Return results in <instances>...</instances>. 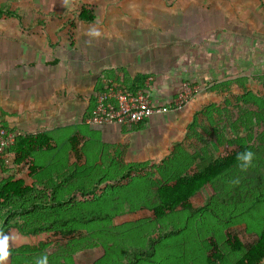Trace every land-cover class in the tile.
<instances>
[{"label":"rangeland","instance_id":"rangeland-1","mask_svg":"<svg viewBox=\"0 0 264 264\" xmlns=\"http://www.w3.org/2000/svg\"><path fill=\"white\" fill-rule=\"evenodd\" d=\"M87 3L97 8L99 21L109 7L146 9L149 19L155 10L167 9L163 18L169 19L170 34L178 25L186 31L188 62L199 53L209 60L213 54L211 64L219 69L204 83L191 76L179 79L167 94L175 111L160 115L149 128L133 124L110 130L76 120L52 130L57 146L35 156L38 162L55 157L66 162L63 171H73L79 189L57 206L60 219L67 220L63 226L72 232L58 229V222L53 233L32 240L51 236L49 250L71 249L61 264H126L133 247H146L150 237L173 229L180 232L162 242L145 264H205L207 240L226 231L251 244L264 229V0H0V7L17 13L8 16L4 9L0 19V121L5 112L17 115L4 108L8 76L22 66L33 75L43 64L37 59L47 39L73 43L81 38L87 31L76 27L77 12ZM168 71L172 75L174 69ZM146 84L151 86L152 78ZM182 94L187 96L180 103ZM75 133L80 158L69 151ZM237 146L253 153L251 162L243 166L242 161L201 189L191 199L196 213L179 209L154 217L159 184ZM15 171L27 177L28 165ZM97 213L107 216L88 221Z\"/></svg>","mask_w":264,"mask_h":264},{"label":"crops","instance_id":"crops-1","mask_svg":"<svg viewBox=\"0 0 264 264\" xmlns=\"http://www.w3.org/2000/svg\"><path fill=\"white\" fill-rule=\"evenodd\" d=\"M129 10L119 12L117 8L109 7L105 9L106 17L99 21L95 7L97 16L94 22L81 21L76 24L77 28L84 26L83 29L87 31L82 33L81 38L73 43L62 42L56 37H50L51 41L47 39L46 47L43 48L45 50L40 51L42 57L37 59V63L43 61V64H36L33 75L22 66L17 73L8 76L10 81L3 93L7 101L4 108L14 110L17 115L12 117L5 112L4 122L15 129L18 127L14 124H18L24 129H34V133L44 130L52 136V130L76 120L88 127L116 130L121 127L115 124L102 127L88 125L83 121V115L93 109V96L98 86L120 78L122 69L130 76L137 73L150 74L152 99L156 104L166 106L171 102L167 94L179 85V79L191 76L192 80L204 83L218 71L219 67L210 61L213 54L209 60L196 52L198 56H195L193 63L188 62L186 31L182 29L181 32L178 25L171 30L174 35L170 34L169 19L163 18L167 9L155 10L150 19L146 16V9ZM124 13L132 16L127 15L124 20H119ZM164 22H168L169 27H165ZM26 56L24 54L23 60H27ZM170 69H174L172 75L168 74ZM172 78L177 81L170 82ZM174 111L170 108L168 114ZM159 116L151 117L140 127H151ZM79 133L89 135L81 131ZM35 243L37 241L32 240L30 235L21 234L16 228L8 229L0 238V246L6 252L24 244ZM10 263L7 255L0 258V264Z\"/></svg>","mask_w":264,"mask_h":264},{"label":"trees","instance_id":"trees-1","mask_svg":"<svg viewBox=\"0 0 264 264\" xmlns=\"http://www.w3.org/2000/svg\"><path fill=\"white\" fill-rule=\"evenodd\" d=\"M4 9L7 10L8 16L17 14L14 10L2 6L0 7V19L3 17ZM77 17L83 22H94L96 20L94 6L90 3L82 5L77 12ZM149 77L148 73H137L130 76L122 69L120 78L117 80L114 78L98 86L93 96L94 102L97 94L103 91L105 85H115L130 90H150L146 84ZM167 106L172 108L169 104ZM92 110L84 113L83 121ZM146 121L134 125L139 127ZM0 126L15 129L4 121H0ZM77 139L76 133L69 138V151L80 158ZM56 146L55 138L47 131L41 130L35 133L20 132L15 143L9 147L10 161L3 160L0 171V238L10 228H16L21 234L39 237L43 233H53L58 222H61L58 227L62 228L58 229L68 233L72 232L71 229L66 230L63 226L67 220L65 217L63 220L60 219L57 206L67 201L68 197L71 198L70 193L73 190L79 189L73 185L77 182L72 176L73 171H63L66 162L55 161V157L47 162H38L35 156L37 152L51 151ZM245 151H247L246 148L237 146L221 156L209 158L194 170L177 175L172 182L159 184L156 187L157 203L151 208L154 217L161 219L179 209L187 210L192 214L196 213L197 209L191 199L206 185L240 164L243 160L237 159V156ZM26 165H28L27 177L20 176L15 170L22 166L26 167ZM127 174L128 171H125L120 178H125ZM105 215L93 214L88 217V221L105 218L107 216ZM179 232V229L165 231L156 237H150L146 247H133L126 264L152 262L160 244L169 236ZM224 234L223 237L215 235L214 238L207 240L205 264L264 263V229L257 233L255 240L249 245L229 231ZM48 238L51 236H46V239ZM46 239L43 241L42 238L35 244H24L7 252L0 246V258L7 255L10 257V264H48L52 260L54 264H61V258L66 259L72 255L71 249L64 247L55 252L49 250L47 245L49 241Z\"/></svg>","mask_w":264,"mask_h":264},{"label":"built area","instance_id":"built-area-1","mask_svg":"<svg viewBox=\"0 0 264 264\" xmlns=\"http://www.w3.org/2000/svg\"><path fill=\"white\" fill-rule=\"evenodd\" d=\"M180 96L181 103L187 95ZM169 109L170 107L166 105L156 104L150 90H130L115 85H105L103 91L97 94L94 108L84 122L97 127L112 124L128 126L148 120L155 115L165 114ZM19 134L20 131L0 126V171L2 161H10L9 147L15 143Z\"/></svg>","mask_w":264,"mask_h":264},{"label":"clouds","instance_id":"clouds-1","mask_svg":"<svg viewBox=\"0 0 264 264\" xmlns=\"http://www.w3.org/2000/svg\"><path fill=\"white\" fill-rule=\"evenodd\" d=\"M252 157H253V153L252 152L245 151L242 154H238L237 159L243 160L244 161V165L243 166H247L251 162Z\"/></svg>","mask_w":264,"mask_h":264}]
</instances>
